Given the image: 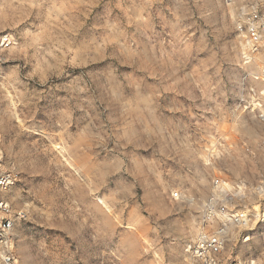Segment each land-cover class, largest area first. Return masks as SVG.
Here are the masks:
<instances>
[{"label": "rangeland", "instance_id": "rangeland-1", "mask_svg": "<svg viewBox=\"0 0 264 264\" xmlns=\"http://www.w3.org/2000/svg\"><path fill=\"white\" fill-rule=\"evenodd\" d=\"M252 9L264 0H0L20 264H189L215 194L243 218L229 248L264 264V50L237 32Z\"/></svg>", "mask_w": 264, "mask_h": 264}, {"label": "built area", "instance_id": "built-area-1", "mask_svg": "<svg viewBox=\"0 0 264 264\" xmlns=\"http://www.w3.org/2000/svg\"><path fill=\"white\" fill-rule=\"evenodd\" d=\"M237 32L251 52L264 50V12L252 9L243 14L237 22ZM9 35L0 36V52L11 46ZM13 171L0 164V264H20L17 253V225L27 218L24 209L14 206L11 192L18 177ZM215 188L221 186L216 179ZM179 192L174 197L178 198ZM209 210L204 225L189 248V264H257L255 260L240 256L229 248L233 235L232 225L243 223L242 215L233 213L226 202L215 194L210 198Z\"/></svg>", "mask_w": 264, "mask_h": 264}]
</instances>
